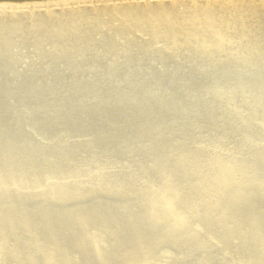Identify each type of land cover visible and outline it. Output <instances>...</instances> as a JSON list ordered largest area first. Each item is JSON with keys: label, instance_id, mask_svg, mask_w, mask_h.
<instances>
[{"label": "rangeland", "instance_id": "1", "mask_svg": "<svg viewBox=\"0 0 264 264\" xmlns=\"http://www.w3.org/2000/svg\"><path fill=\"white\" fill-rule=\"evenodd\" d=\"M247 24L253 25L252 20ZM111 34L115 33L92 32L90 37L97 36L98 41L94 38L85 46L77 42V47L61 50L49 46L35 50L16 43L0 48L4 55L0 56V178L15 191L11 199L28 207V213L17 212L12 221L19 224V219L42 214L43 195L33 202L17 199L20 189L29 186L36 191L46 183L39 169L31 172L40 163L48 170L47 177L55 176L71 187L92 185L96 173L107 183L117 178L127 193L120 201L137 210L140 200L133 199L143 186L153 188L151 184L159 182L155 173L163 159L189 160L192 163H183L184 167L194 170L198 156H203L205 165L218 159L232 166L235 180L228 189H243L242 212L226 228L215 226L214 232L198 235L193 250L182 243L155 252L169 253L166 264H242L243 260L264 264V73H248L264 72V64L260 65L264 59L258 65L235 64L240 61L237 56L222 61L200 58L195 54L202 50L180 44L152 49L141 33L130 40L113 39ZM110 43L113 46H105ZM182 143L188 144L176 145ZM168 150L171 155L166 156ZM246 173L251 178L245 179ZM31 175L38 186L29 183ZM93 195L50 202L52 211L47 214L62 220L71 218L73 210L82 212L99 202L106 208L113 205L114 194ZM5 198L0 197L2 212H16L5 207ZM32 204L43 207L35 210ZM256 213L263 218L260 226L254 223ZM0 217V264H47L53 257L69 258L65 249L61 252L60 238L68 243L69 252H76L70 248L75 238L64 227L56 238L31 225L28 229L36 230L29 237L22 235L25 226L11 229L3 220L5 214ZM202 221V216L193 220L187 231L194 233ZM165 226L166 222L156 226V234ZM87 233L95 234L104 248L112 242L103 226ZM140 233L137 244L146 245V234ZM210 239L219 242L204 247ZM73 258L80 259V254Z\"/></svg>", "mask_w": 264, "mask_h": 264}, {"label": "bare ground", "instance_id": "2", "mask_svg": "<svg viewBox=\"0 0 264 264\" xmlns=\"http://www.w3.org/2000/svg\"><path fill=\"white\" fill-rule=\"evenodd\" d=\"M248 20H252L253 25H248ZM243 27L249 28L250 31H240ZM98 31L115 33L111 34L113 39L129 40L134 34L141 33L142 36H146L143 41L152 49L159 47L172 49L176 44H180L185 45L184 48L202 50L203 52L195 54L200 58L222 61L235 59L234 56H237V60L240 61H235V64L258 65L260 62L257 61L264 59V0H60L23 5L0 4V48H10L14 43L19 47L28 46L35 50L46 46L57 50L72 48L78 46L77 42H80L79 46H85V42H90L94 38L98 41L97 36L90 37V33L98 34ZM257 32H262L258 37L262 40H257V37L251 38ZM129 44L136 42L131 41ZM109 45L113 46L111 43L105 46ZM128 45L124 47L127 48ZM251 54L255 56H250ZM16 58L19 59V56ZM262 64L264 62L260 65ZM183 144L188 143L176 145ZM212 146L213 144L208 148ZM169 155L171 150L166 153V156ZM163 161L155 173L159 182L151 184L153 188L149 185L143 186L137 198L133 199L140 200L137 210L120 201L119 197L122 199L127 193L124 194L123 189L119 188L117 178L110 179L111 183H107L102 174L96 173L92 185L71 187L59 182L55 176L47 177L45 174L48 170L42 168L40 163V166L32 168L31 172L39 169L41 175L39 177H43L46 183L36 191L29 190V186H26L25 190L20 189L22 192L17 199L20 202H33L32 198L37 200L42 198L39 195H43L46 204L44 209L39 211L42 214L37 218L19 219V224L12 221L17 212L28 213V207L17 204L16 199H11L12 192L15 191L9 187L8 182L5 184L2 178L0 197L4 199L6 195L5 207L17 211L3 213L0 208V214H5L3 220L11 224L9 225L11 229L19 230L21 226H25L22 234L24 236H33L31 234L37 229L45 230L48 237L52 235L60 238L58 232L61 227L67 229L66 233L74 236L75 240L70 248L76 252H69L68 243L60 238L58 240L62 244L61 252L65 249L69 258L61 260L59 257H53L54 260L47 264H166L170 260L169 253L165 249L155 252L156 250L182 243L193 250L199 244L198 235L214 232L212 229L215 226L226 228L231 218L239 216L242 212L239 204L243 197V189H236L238 190H235L236 192L228 189V184L235 180L232 166L218 159L205 165L204 157L198 156L194 170L190 165L184 167L183 163H192L189 160L163 159ZM181 168L185 170L184 174ZM212 173L215 175L212 176ZM32 175L29 183L38 186L35 184L37 178H32ZM247 178L251 176L246 173L245 179ZM102 183L104 187L101 186ZM250 184L253 183H248ZM126 187L131 185L128 184ZM96 192L104 195L114 194V197H111L113 205H106L109 207L106 208L105 204L99 202L93 206L89 205L82 212L73 210L70 214L72 217L62 219L63 221L57 215L47 214L52 211L50 202H56L60 198L75 199L83 194L88 197L95 195ZM223 199L227 201L222 202ZM224 203L225 205L221 207ZM32 206L35 210L43 207H37L35 204ZM218 208H222L221 212ZM133 211L138 212L139 217ZM200 216L203 223L198 229L194 233L187 231L193 220ZM104 217L111 218V222L106 221ZM254 218L256 225H262L263 218L258 213ZM164 222L165 230L156 234L155 227ZM31 225L37 228L32 227L35 230L30 231L28 227ZM101 226L112 235L111 244L105 248L100 245L95 234L87 233L89 228ZM141 230L146 234L144 238L146 245L139 246L137 242ZM222 231L226 233V229ZM218 242L213 239L207 240L204 247H210L211 244ZM57 247H60L58 243ZM0 248L2 249L1 243ZM76 253L80 254L78 260L73 258ZM261 262L264 263V258ZM242 264L255 263L243 260Z\"/></svg>", "mask_w": 264, "mask_h": 264}, {"label": "water", "instance_id": "3", "mask_svg": "<svg viewBox=\"0 0 264 264\" xmlns=\"http://www.w3.org/2000/svg\"><path fill=\"white\" fill-rule=\"evenodd\" d=\"M45 2V1H55V0H0L1 3H12V2H19V3H23V2Z\"/></svg>", "mask_w": 264, "mask_h": 264}]
</instances>
